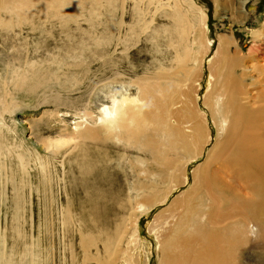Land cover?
<instances>
[{"label": "bare ground", "instance_id": "obj_1", "mask_svg": "<svg viewBox=\"0 0 264 264\" xmlns=\"http://www.w3.org/2000/svg\"><path fill=\"white\" fill-rule=\"evenodd\" d=\"M249 1L237 0L240 5H237L238 14L235 12L234 20L244 22L248 18V12L255 6L249 5ZM71 3L75 0H0V27L6 32L16 27L22 29L25 24L33 22L32 13L36 16L60 15ZM35 5L42 9L36 12ZM202 14L201 21L204 22V10ZM204 29L197 37L203 46L201 57L208 53V45L200 35ZM220 40L211 65L215 80L205 95V105L220 131L219 137L205 162L194 169L193 182L187 191L169 205L166 211L169 215L157 217L151 226L157 234L159 264H239L238 259L249 245L251 235L264 237V104L254 106L244 82L230 77L231 71L237 67H242L246 76L250 67L242 63V58L230 55L227 48L229 39L221 37ZM107 42L120 44V38ZM21 50L24 49L18 51ZM22 54L23 57L18 54L22 58L20 60L26 57L25 53ZM187 57L188 54L183 60ZM198 60L201 71L203 59L201 62ZM45 69L41 70L46 72ZM191 69L185 67V77L190 75ZM37 72V69H32V78H29L28 68L15 74L21 76L23 88L25 86L27 91H32L37 86H44L47 80L35 79ZM172 75L173 72L166 75V86L151 82L162 80L158 75L137 78L134 82L137 95H124L120 99L112 97L111 105L102 106L98 125L86 124L80 131L82 139L94 141L97 143L94 148L99 149L94 154L85 155L80 163V167L86 170L82 173L84 183L78 184L82 187L86 184L81 205L70 199L65 178H62L63 197L60 202L52 190V164L58 151L68 145L67 140L42 141L46 153L34 157L44 175L36 192L42 185L47 188L38 194L42 202V228L35 245L32 243V247L25 248L17 264H142L143 255L137 250L142 245L138 223L140 213L165 202L174 189L187 183L188 163L205 153L210 140L208 116L198 113L194 97L189 95L183 83L171 81ZM6 82L0 83V111L13 107V101L9 100L13 92ZM82 125L80 122L77 129ZM2 134L0 188L5 181L6 166L2 160L5 154L16 157L22 165L26 161L23 152L18 151L14 144L9 147V139ZM76 136L72 140L79 135ZM114 138L128 148L150 156L149 159L129 157V164L137 175L134 192H142L133 203L124 188L117 185L115 175L110 174L112 178L107 180L100 172V167L112 160L111 155L104 152V141ZM124 157L128 160L126 155ZM65 164L64 161L61 166ZM126 201L131 210L135 208L131 217H127ZM251 223L254 225L252 228ZM5 237L0 236V264H15ZM143 264H147V255Z\"/></svg>", "mask_w": 264, "mask_h": 264}, {"label": "rangeland", "instance_id": "obj_2", "mask_svg": "<svg viewBox=\"0 0 264 264\" xmlns=\"http://www.w3.org/2000/svg\"><path fill=\"white\" fill-rule=\"evenodd\" d=\"M237 5H240L237 0H113L112 3L109 0H75L60 15L46 17L32 13L33 22L28 26L25 24L22 29L16 27L6 32L0 27V83L7 81L9 90L13 92L9 99L13 101L12 109L0 111V134L9 139V147L14 144L18 151L23 152L26 160L22 165L16 157L5 154L2 158L6 174L3 173L5 181L0 188V236H6V245L15 264L21 260L25 248L32 247V243L35 245L43 223L42 202L38 194L47 188L42 185L36 192L44 175L35 159L46 153L43 143L56 142L61 138L67 140L68 145L58 151L52 164V190L60 202L63 197L62 178H65L70 199L81 205L86 185L81 186L84 183L82 173L86 170L80 167V163L85 155L94 154L99 149L94 148L97 146L94 141L82 139L80 131L86 124L98 125L99 112L102 106L111 105L112 97L120 99L124 95H137L134 83L137 78L158 75L162 80L151 82L166 86L165 77L173 72V77L169 79L174 83H183L189 95L194 97L198 113L208 116L211 129L205 153L190 160L186 167L187 183L174 189L165 202L139 215L142 245L138 246V253L143 255V259L147 255V264H159L157 234L151 226L157 217L169 215L166 212L169 205L187 191L193 182L194 169L205 162L219 137L220 131L205 105V95L215 80L211 65L221 37L230 40L227 43L230 55L242 58V63L250 67L246 76L242 67H237L231 71L230 77L244 82L254 106L264 104V0L249 1V5L255 6L244 22L234 20L238 14ZM34 8L36 12L42 9L40 5ZM203 10L206 13L204 22L201 21ZM63 14L68 15L61 16ZM204 27L200 35L208 45V53L201 57L203 46L197 37ZM115 37L120 38V44L107 42ZM17 47L25 51H18ZM19 52L26 54L24 61L20 60L23 54ZM186 54L189 57L183 60ZM201 58L200 71L198 59L201 62ZM185 67H192L186 77ZM25 68L29 69V78H32L33 68L38 70L35 79L47 78L44 86H37L32 91H27L25 86L23 88L19 79L21 76H16L15 72L21 73ZM80 122L83 125L77 129ZM76 134L78 138L72 140ZM104 145V152L109 153L112 160L107 161L108 169L104 163L100 172L109 180L112 178L110 174L115 175L117 185L120 189L124 188L133 203L142 192H134L137 175L129 164V157L149 159L150 156L128 148L115 138L105 140ZM64 161L65 166H61ZM106 172H110L109 176ZM125 205L128 207L127 217H131L135 208L131 210L128 201ZM249 225L251 228L254 226L252 223ZM248 244L238 263L264 264V237L251 235Z\"/></svg>", "mask_w": 264, "mask_h": 264}]
</instances>
